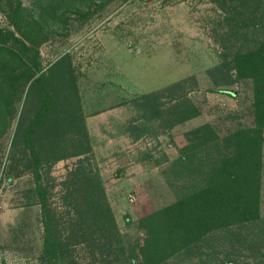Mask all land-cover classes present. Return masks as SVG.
Wrapping results in <instances>:
<instances>
[{
	"label": "rangeland",
	"instance_id": "1",
	"mask_svg": "<svg viewBox=\"0 0 264 264\" xmlns=\"http://www.w3.org/2000/svg\"><path fill=\"white\" fill-rule=\"evenodd\" d=\"M13 15L21 17L18 29ZM222 16L211 0H0V34L44 37L33 45L37 68L25 84L18 67L30 56L0 42V67L10 75L0 71V264H56L41 257L38 194L64 218L63 182L79 166L97 174L118 232L131 244L144 237L140 218L203 185L222 146L201 142L194 129L208 123L220 139L251 122L249 84L212 81L223 72L215 40ZM41 74L51 110L33 123L40 86L29 83ZM178 82L180 89L162 91ZM180 93L198 114L168 127ZM258 214L208 232L161 264H264V130ZM59 263L109 264L81 245Z\"/></svg>",
	"mask_w": 264,
	"mask_h": 264
},
{
	"label": "trees",
	"instance_id": "2",
	"mask_svg": "<svg viewBox=\"0 0 264 264\" xmlns=\"http://www.w3.org/2000/svg\"><path fill=\"white\" fill-rule=\"evenodd\" d=\"M211 1L223 12L217 22V29L221 33H217L215 38L221 44L220 56L223 61L219 68L223 72L217 80L212 81L218 87H226L235 81L249 84L250 125L239 126L220 139L208 123L194 129L193 133L199 135L201 142H214L217 147L221 145L222 150L217 151L215 160L211 161L203 174L201 187L138 220V227L143 230L144 237L133 244L118 232L101 182L90 167H77L63 182L64 192L60 200L68 207L62 215L64 218L47 205L45 194L39 189L41 257L47 255L56 264H60L59 262L70 258V252L75 246L81 245L93 259L99 257L104 261L108 258L109 264H161L168 257L188 249L208 232L253 222L259 218L261 144L264 130V0ZM20 18L11 16L13 28H19ZM23 31L19 33L23 38L19 39L12 31L5 30L0 34V42L18 46L21 52L30 56L24 62L21 60L18 67L19 79L25 84L37 68L33 45L41 42L44 37L40 33L35 35ZM4 65L3 63L0 67V71L4 72L1 76L8 73ZM8 76L10 75L4 77ZM16 76L17 74L14 75ZM44 77L41 74L29 83L30 86L37 82L40 86L38 96L41 101L33 123L46 121L51 110V98L43 84ZM180 84L181 82L175 83L162 91H168L170 87L180 89ZM168 110L167 115L171 118L166 120L168 127L198 114L196 107L183 93L176 95L175 102ZM88 151L87 142L83 140L78 152L84 154ZM31 154L37 163L36 153L31 151ZM180 158L184 159L185 155Z\"/></svg>",
	"mask_w": 264,
	"mask_h": 264
},
{
	"label": "crops",
	"instance_id": "3",
	"mask_svg": "<svg viewBox=\"0 0 264 264\" xmlns=\"http://www.w3.org/2000/svg\"><path fill=\"white\" fill-rule=\"evenodd\" d=\"M102 116H104V117H103V119H100V121H99V122H100V124H102V123H103V124H105V125H106V124L108 123V119H107V117H106V115H105V114H104V115H102ZM87 126H89V122H87ZM180 145H182V143H180V142H179V143H178V146H180Z\"/></svg>",
	"mask_w": 264,
	"mask_h": 264
},
{
	"label": "built area",
	"instance_id": "4",
	"mask_svg": "<svg viewBox=\"0 0 264 264\" xmlns=\"http://www.w3.org/2000/svg\"><path fill=\"white\" fill-rule=\"evenodd\" d=\"M127 199L128 201L132 202L134 200V195H128Z\"/></svg>",
	"mask_w": 264,
	"mask_h": 264
}]
</instances>
